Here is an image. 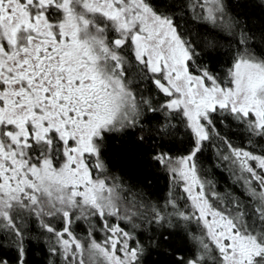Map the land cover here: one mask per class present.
<instances>
[{
  "label": "snow or ice",
  "instance_id": "snow-or-ice-1",
  "mask_svg": "<svg viewBox=\"0 0 264 264\" xmlns=\"http://www.w3.org/2000/svg\"><path fill=\"white\" fill-rule=\"evenodd\" d=\"M0 264H264V0H0Z\"/></svg>",
  "mask_w": 264,
  "mask_h": 264
}]
</instances>
